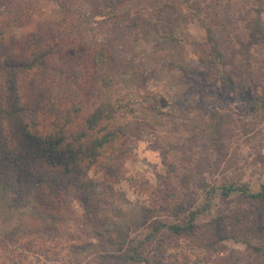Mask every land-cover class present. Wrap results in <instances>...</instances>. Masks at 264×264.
<instances>
[{
    "label": "rangeland",
    "instance_id": "obj_1",
    "mask_svg": "<svg viewBox=\"0 0 264 264\" xmlns=\"http://www.w3.org/2000/svg\"><path fill=\"white\" fill-rule=\"evenodd\" d=\"M112 1H102L104 17L95 10V18L86 16L89 23L79 28L75 15L62 19V14L57 12L58 3L65 8L81 4L87 12L92 7L88 0H0V29L5 24L11 25L9 35L0 39V64L8 58L29 54L30 40L25 37L29 31L38 33L41 46L51 43L52 35L64 38L62 49L48 60L47 69L17 77L19 105L24 109L21 119L35 118L37 114L40 125L53 130L58 120L44 113V105L53 103L64 114L71 110L72 104L75 107L80 104L81 111L71 113V128L77 132L86 126L99 94L91 86L93 77L92 72H87V60L81 58L83 46L79 37L89 34V42H101L100 29L106 35L120 37L115 49L122 59L140 71L153 74L144 89L123 90L131 104L137 106L147 100L146 106L155 104L162 113L157 122L150 120L151 125L146 126L135 144L122 137L117 140L124 143L123 149L126 147V158L120 160L123 164L117 177L108 176L105 167H101L113 165L110 149H106L105 157H100L88 172L92 184L84 188L86 194L75 190L65 198L64 204L59 203L52 211L38 207L31 198L28 200L24 196L28 191L17 183L14 195L8 192L2 201L7 210L0 207V264H127L118 259L123 251L129 250V241L144 239L150 232L149 224L155 220L169 219V213L162 207H173L179 202L183 176L191 175L209 188L234 183L256 190L264 184V108H258L262 90L256 93L246 89L227 90L219 79L217 84L213 83V77L199 62L204 30L196 21L187 24L188 35L179 36L178 44L163 48L157 46L153 36L143 37L140 29L124 28L123 24L130 23L127 12L115 8ZM200 1L203 11L209 14L207 23L211 20L219 23L217 36L226 32L245 35L243 19L252 20L257 11L264 28V0ZM54 6L55 17L50 14ZM30 12L36 20L37 16L41 18V31L35 25L21 28L23 16ZM15 18L20 19L16 21L18 26H12ZM98 19L104 23L95 25ZM46 25L53 26L52 31ZM44 31L49 34L45 35ZM14 39L23 41L10 49ZM250 54L251 64L264 70V39L260 45L251 47ZM56 70H64L70 78L64 75L60 79ZM216 128L223 136L208 141L206 136ZM111 167L114 169V165ZM48 173L61 178L67 186L60 173ZM235 195L231 194L229 202L216 197L213 209L230 210L236 205ZM204 197L205 191L201 189L191 195L193 205H198ZM146 215L148 218L143 223ZM208 217L199 220L203 223ZM121 226H130V230L120 250L114 242L116 230ZM192 244L161 230L144 247L145 256L161 252L165 264L218 262L216 255L206 260L204 252L192 248ZM224 246L227 254L228 250H244L242 244L233 240H227Z\"/></svg>",
    "mask_w": 264,
    "mask_h": 264
},
{
    "label": "trees",
    "instance_id": "obj_2",
    "mask_svg": "<svg viewBox=\"0 0 264 264\" xmlns=\"http://www.w3.org/2000/svg\"><path fill=\"white\" fill-rule=\"evenodd\" d=\"M102 1L88 0L89 6L92 7L87 12L81 4H70L65 8L58 3L57 12L62 14L63 20L75 15L80 28L83 24L89 23L86 16L89 19L95 18V10L105 16ZM112 4L115 8H123L127 12L130 23L123 24L124 28L132 27L137 31L140 29L143 37L153 36L157 46L163 48L178 44L179 36L186 33L187 24L196 21L204 30L203 41L198 50L199 62L213 77V83L217 84L219 79L227 90L246 89L252 93L262 90L263 96L260 97L262 100L258 108H264V70L251 64L250 54L251 47L255 44L260 45L264 39V28L258 11L252 20L243 19L245 35L226 32L225 35L217 36L219 23L216 24L212 20L207 23L209 14L203 11L200 0H113ZM183 7L186 9L183 10ZM71 10L73 12H70ZM54 12L55 6L50 12L53 17ZM26 14L28 15L23 16V23L20 24L21 28L35 25L40 27L41 31L43 24L41 18L37 16L36 20L32 12ZM19 20L15 18L12 26H18L16 21ZM95 21V25L104 23L103 19ZM10 27L9 24L1 27V40L9 35ZM52 28L53 26L49 27V32ZM44 32L45 35L49 34L48 31ZM76 34L73 36L77 37ZM100 35L101 42L92 43L89 42L91 37L89 34L79 37L83 46L81 58L87 60L89 66L87 72H92L93 77L91 86L97 90L99 99L85 121L86 126L77 132L71 128L73 123L71 113L80 112V104L77 107L72 104L71 110L64 114L53 103L44 105V113L58 120L53 130L41 126L37 114L35 118L20 117L24 109L19 105L17 77H26L35 70L47 69L48 60L62 49L63 37L57 38L52 35L51 43L41 46L38 33L29 31L25 36L30 40L29 54L17 59L8 58L0 64L2 211L7 210L6 204L2 203L5 195L8 192L14 195L17 183L28 191L24 195L28 200L31 198L38 203V207L50 211L59 203L64 204L65 198L75 190L86 194L88 185L92 184L88 172L92 166L98 164L100 157H105L106 149H110L109 158L113 161L114 169L111 167L113 165L101 167H105L104 171H107L108 176L117 177L123 164L120 160L126 158V147L123 149L124 143H118L117 140L122 137L135 144L144 134L146 126L151 125L150 120L157 122L158 116L162 114L155 104L146 106L147 100L137 106L131 104L123 90L133 87L138 90L144 89L153 74L140 71L137 66L117 54L115 44L120 37L117 39V35L114 37L106 35L104 29H100ZM21 41L23 39L20 41L14 39L9 48L12 49L13 45L19 46ZM30 42H37V45H31ZM66 74L64 70H56V75L60 79ZM66 77L70 78L69 74ZM216 125L220 126L218 123ZM216 129L209 134L210 138L206 136L208 141L213 142L223 136L220 129ZM193 141L195 143V140ZM49 171L60 173L66 179L67 186H64L61 178L48 173ZM63 187L65 191L62 190ZM179 188L181 191L179 202L173 207L166 209L162 207L164 212L169 213V219L165 222L155 220L152 225L149 224L150 232L146 237L130 240L129 250L123 251L119 261L127 264H165L161 261L163 257L161 252L145 256L144 248L147 243L153 241L156 234L164 230L170 237L187 239L193 243L192 248L202 250L206 260H211L212 256L216 255L219 262L216 264H264V184H260L256 190L245 184L234 183L209 188L188 175L183 176ZM200 189L205 191L204 200L194 206L191 195H196ZM231 194H236L235 206L228 211L219 207L213 209L216 197L229 202ZM85 200L89 199L85 197ZM33 213L35 214V210ZM207 215L209 216L207 221L201 223L199 218ZM147 218L148 215L143 216V223ZM129 230L130 226H121L116 230L117 241L113 242L120 250L127 242ZM227 240L242 244L244 250L236 252L228 250L227 254L224 246Z\"/></svg>",
    "mask_w": 264,
    "mask_h": 264
}]
</instances>
